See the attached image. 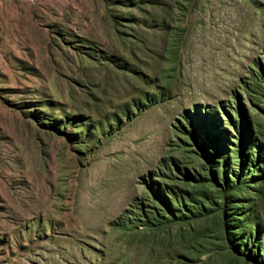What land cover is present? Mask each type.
<instances>
[{"label":"rangeland","instance_id":"rangeland-1","mask_svg":"<svg viewBox=\"0 0 264 264\" xmlns=\"http://www.w3.org/2000/svg\"><path fill=\"white\" fill-rule=\"evenodd\" d=\"M0 264H264V0H0Z\"/></svg>","mask_w":264,"mask_h":264}]
</instances>
